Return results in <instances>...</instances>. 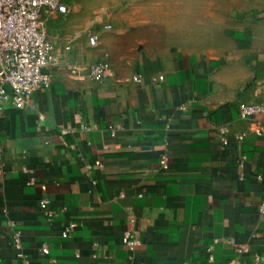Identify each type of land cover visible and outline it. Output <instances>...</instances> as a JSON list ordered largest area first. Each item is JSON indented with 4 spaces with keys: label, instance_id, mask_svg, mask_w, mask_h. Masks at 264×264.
<instances>
[{
    "label": "crops",
    "instance_id": "crops-1",
    "mask_svg": "<svg viewBox=\"0 0 264 264\" xmlns=\"http://www.w3.org/2000/svg\"><path fill=\"white\" fill-rule=\"evenodd\" d=\"M235 5L215 51L102 81L55 61L35 111L0 110V264H264V113L240 114L264 108V0Z\"/></svg>",
    "mask_w": 264,
    "mask_h": 264
},
{
    "label": "rangeland",
    "instance_id": "rangeland-1",
    "mask_svg": "<svg viewBox=\"0 0 264 264\" xmlns=\"http://www.w3.org/2000/svg\"><path fill=\"white\" fill-rule=\"evenodd\" d=\"M65 14L42 13L56 62L132 68L166 48L215 51L226 36L235 0H65ZM91 35L98 45L90 46ZM69 44L70 50H66Z\"/></svg>",
    "mask_w": 264,
    "mask_h": 264
},
{
    "label": "built area",
    "instance_id": "built-area-1",
    "mask_svg": "<svg viewBox=\"0 0 264 264\" xmlns=\"http://www.w3.org/2000/svg\"><path fill=\"white\" fill-rule=\"evenodd\" d=\"M65 14L68 11L65 0H0V110L11 107L18 110L35 111L34 95L47 89L51 74L48 66L55 62L54 45L48 38L42 19L43 11ZM90 46L98 45V36L91 35ZM70 48L66 47L68 51ZM62 70L77 79H106L110 71L102 63L78 66L66 64ZM163 77H158L162 80ZM264 113L258 105H246L240 109L242 117H254ZM223 133V131H222ZM167 169L165 158L160 162ZM264 217V209H261ZM70 225L68 229H73ZM67 232L64 233V236ZM13 245L20 249L19 235L13 236ZM238 252H245L243 247ZM47 254V249H42Z\"/></svg>",
    "mask_w": 264,
    "mask_h": 264
}]
</instances>
